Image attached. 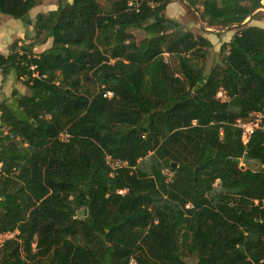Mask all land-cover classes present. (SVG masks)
Listing matches in <instances>:
<instances>
[{"label": "trees", "instance_id": "obj_1", "mask_svg": "<svg viewBox=\"0 0 264 264\" xmlns=\"http://www.w3.org/2000/svg\"><path fill=\"white\" fill-rule=\"evenodd\" d=\"M106 1L58 0L23 55L0 52L3 81L29 90L0 103V232L20 233L0 264L264 263V131L244 144L235 126L264 113L262 0H205L206 28L236 31L209 73L211 43L169 0ZM41 3L0 0V14ZM108 155L129 167L111 177Z\"/></svg>", "mask_w": 264, "mask_h": 264}, {"label": "rangeland", "instance_id": "obj_2", "mask_svg": "<svg viewBox=\"0 0 264 264\" xmlns=\"http://www.w3.org/2000/svg\"><path fill=\"white\" fill-rule=\"evenodd\" d=\"M102 8H105L107 5L106 0H97ZM171 3L170 8L168 9V15L171 14L175 16H170L173 19L178 20L182 23L189 31L194 32V34L199 35L202 33V28L206 27V24L202 22L201 16H197L196 7L193 9L190 8L187 3L183 0H169ZM58 0H42V3L36 7L29 16L23 20H15L10 17L0 14V52L10 53L11 48L15 44H24L25 42H31L34 32V27L36 23L37 16L39 14H47L48 12L57 9ZM178 10V11H176ZM173 11H176L174 14ZM254 19H256L257 24L264 25V10H258ZM179 14V17L177 16ZM214 32L218 31L217 29H211ZM34 33V34H33ZM137 39L140 40L143 38V32L135 31ZM50 42V41H49ZM50 44V43H49ZM48 45V44H47ZM43 46H40L39 50H42ZM38 50V51H39ZM36 51V50H35ZM37 53V52H35ZM38 54V53H37ZM217 53L212 49L210 51V56L205 61V72L209 73L211 69L220 61L219 57L217 58ZM167 59V55L165 56ZM170 61V60H167ZM0 74L2 75L1 71ZM0 75V103L5 99H10L14 89H17L20 93L28 95L29 90L22 83L17 81L15 73L12 71L7 77L6 81H2ZM3 78V76H2ZM244 166V164H242ZM252 170H257L259 168L253 162L247 164ZM171 174V172H170ZM172 175V174H171ZM171 175H169L171 177ZM195 264V260H192ZM134 264V263H133Z\"/></svg>", "mask_w": 264, "mask_h": 264}, {"label": "built area", "instance_id": "obj_3", "mask_svg": "<svg viewBox=\"0 0 264 264\" xmlns=\"http://www.w3.org/2000/svg\"><path fill=\"white\" fill-rule=\"evenodd\" d=\"M141 3H142L141 0H129L128 1V8H130L133 11H136L138 13L141 9ZM20 47H21V44H19V46L16 50V53L19 55H23L24 52L20 49ZM30 69L33 72V77L39 78V73L36 70V66H31ZM111 96H112L111 93H107L105 95V97H111ZM218 98H220L222 101L228 100L227 96L225 95V93L223 91H221L218 94ZM235 126L242 130V140H243L244 144H246L248 142V139L250 138V136L255 131H257V130L264 131V113L263 112L253 113L251 115V117L249 118V120L239 119V120H237ZM71 138H72V135L69 134L68 132H63L59 135V140L64 142V143H68L71 140ZM106 161H107L108 166L111 168V173H110L111 177H114L118 173L119 169L129 167L127 162H122L118 159L113 158L112 156H109V155L106 157ZM165 173L168 176L171 175L170 171H166ZM215 186H220L219 180L216 181ZM127 192H128L127 189L119 190L118 194L125 195ZM19 234L20 233L18 230H15L14 232H8V233H1L0 232V250L6 242L16 240ZM35 246H36V242L33 243V248H35ZM22 249L23 248L21 247V250ZM133 263L134 262L132 261V264ZM259 264H264V263H263V261H261Z\"/></svg>", "mask_w": 264, "mask_h": 264}, {"label": "crops", "instance_id": "obj_4", "mask_svg": "<svg viewBox=\"0 0 264 264\" xmlns=\"http://www.w3.org/2000/svg\"><path fill=\"white\" fill-rule=\"evenodd\" d=\"M204 3H205V0H200L199 3L196 5V15L197 16H202L204 14ZM262 4V8L259 9V10H264V0H262L261 2ZM171 6V3L170 5L168 6L167 8V15H168V9L170 8ZM178 11V10H176ZM176 11H173L174 14H176L177 12ZM193 11H195L193 9ZM258 11V10H257ZM176 12V13H175ZM258 12H255L254 14H257ZM172 16H175L173 14H171ZM170 15V16H171ZM169 16V15H168ZM169 16V17H170ZM177 16L179 17V14H177ZM202 20V19H201ZM249 20V19H248ZM203 22V21H202ZM204 23V22H203ZM259 22L256 21V19H253L251 22H250V26H257V27H260V28H263L264 29V25H259L257 24ZM202 33H200V35H203L204 37H206V39H208V41L211 43L212 45V49L218 53L220 47L225 44V43H228L231 41V39L233 38V36L235 35L236 31L235 30H231V29H226V30H223V31H213L211 29H208L206 27H203L202 29ZM35 32V31H34ZM34 34V33H33ZM34 36V35H33ZM29 42H25L24 44H27ZM50 43V44H49ZM48 45H44L43 46V49L42 50H39L40 46H37L35 47L34 51L37 52L38 54L39 53H42L43 51H45L48 47H50L51 45V42H49ZM39 50V51H38ZM3 53L4 55H8V53H4V52H1ZM1 75V74H0ZM9 77V76H8ZM1 79L3 81V78H2V75H1ZM7 79H5L6 81ZM4 82V81H3Z\"/></svg>", "mask_w": 264, "mask_h": 264}, {"label": "water", "instance_id": "obj_5", "mask_svg": "<svg viewBox=\"0 0 264 264\" xmlns=\"http://www.w3.org/2000/svg\"><path fill=\"white\" fill-rule=\"evenodd\" d=\"M228 161H229V162H232V161H234V162H236L237 164H240V162H241L239 159H235V160H233V159H228ZM242 169H245V167H244V166H242ZM84 213H85V214H87V212H86V211H85Z\"/></svg>", "mask_w": 264, "mask_h": 264}]
</instances>
